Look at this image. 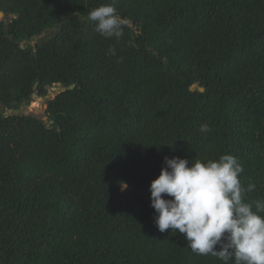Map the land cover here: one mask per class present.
Masks as SVG:
<instances>
[{"label": "trees", "instance_id": "trees-1", "mask_svg": "<svg viewBox=\"0 0 264 264\" xmlns=\"http://www.w3.org/2000/svg\"><path fill=\"white\" fill-rule=\"evenodd\" d=\"M0 14V264H264V0Z\"/></svg>", "mask_w": 264, "mask_h": 264}, {"label": "rangeland", "instance_id": "rangeland-1", "mask_svg": "<svg viewBox=\"0 0 264 264\" xmlns=\"http://www.w3.org/2000/svg\"><path fill=\"white\" fill-rule=\"evenodd\" d=\"M33 44H36V42H33ZM62 89V87L56 85L49 90L48 98H39L34 96L32 103L29 106L25 107L22 114L34 115L39 118L47 119V101L48 99L56 97L62 91Z\"/></svg>", "mask_w": 264, "mask_h": 264}, {"label": "water", "instance_id": "water-1", "mask_svg": "<svg viewBox=\"0 0 264 264\" xmlns=\"http://www.w3.org/2000/svg\"><path fill=\"white\" fill-rule=\"evenodd\" d=\"M2 15H3V14H0V16H2ZM135 24H136V23H133L132 26H135ZM36 47H38V45H37ZM167 65H168V62H167ZM73 88H74V86L71 87V89H73ZM65 90H66V88H63L61 92L65 91ZM34 96H35V97H38L37 94H35ZM39 98H41V97H39ZM25 107H26V104L24 103V104L21 106V108L15 110V111L13 112V114H22V112H23V110L25 109ZM10 113H11V112L9 111V112L6 113V115L8 116ZM44 120H47V119H44Z\"/></svg>", "mask_w": 264, "mask_h": 264}]
</instances>
